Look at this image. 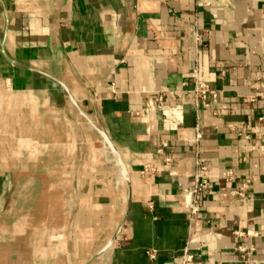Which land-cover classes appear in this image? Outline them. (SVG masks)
<instances>
[{"label":"crops","instance_id":"obj_1","mask_svg":"<svg viewBox=\"0 0 264 264\" xmlns=\"http://www.w3.org/2000/svg\"><path fill=\"white\" fill-rule=\"evenodd\" d=\"M193 72L217 97L190 226ZM159 96L181 107L176 132ZM263 142L264 0H0V264H179L187 246L195 264H241L238 245L264 264Z\"/></svg>","mask_w":264,"mask_h":264},{"label":"built area","instance_id":"obj_2","mask_svg":"<svg viewBox=\"0 0 264 264\" xmlns=\"http://www.w3.org/2000/svg\"><path fill=\"white\" fill-rule=\"evenodd\" d=\"M195 2H199L200 0H194ZM205 6H209V4H206ZM197 39L199 37H196ZM192 79V87L189 92V94L193 98L192 102V108L197 116V125L194 128L195 136L193 139V144L195 145V155L193 158V167H194V173H193V180L192 184L189 188L181 190V197L183 202L184 210L186 211V216L189 225L191 226L197 217L200 215V202L204 194L208 190L209 181L206 177L207 172V166L200 160L199 158V152L198 147L199 143L201 141V132H200V114L204 111L210 110L209 104L207 102L208 98H211L213 100L216 99L217 93L215 90H212L208 84L205 82H202L197 72H193L191 74ZM256 101L255 98H249L245 102L248 103H254ZM73 103V101H71ZM153 105L158 108L162 113V129L165 132H176L178 130V119L177 114H179V109L181 107H175V108H167L163 105L162 98L159 96L157 100L153 103ZM216 116V114H213ZM239 137L244 138L245 140L249 139V136H243L242 133L237 134ZM167 143L163 142L162 146L159 150L156 151L157 154H163V150L167 147ZM261 151L264 149V142L263 145L259 148ZM243 161H246V158L243 159ZM164 162L166 164L171 163V159L169 157H165ZM153 170L146 166L142 169L141 175L144 176L148 172H152ZM126 173V171H125ZM233 177V172L230 170L226 174V181L231 182ZM124 182L128 183L127 175L125 178L122 179ZM249 183L245 182L242 184V186L238 190H234L229 193L231 197L244 199L245 198V191L248 189ZM232 237L235 240H240L246 238V235L243 234L240 231H234L232 233ZM253 238H257L258 234L254 233ZM237 253L239 254V263L241 264H254L252 261V253L254 252L253 248H246L244 246L238 245L236 247ZM150 259H154V254L152 253L150 255ZM180 263L179 264H195L193 261V256L189 254L188 246L183 250L182 255L180 257Z\"/></svg>","mask_w":264,"mask_h":264},{"label":"bare ground","instance_id":"obj_3","mask_svg":"<svg viewBox=\"0 0 264 264\" xmlns=\"http://www.w3.org/2000/svg\"><path fill=\"white\" fill-rule=\"evenodd\" d=\"M99 135L101 136L102 141H103V143H104V144H102L103 149H105V150H110L111 153L114 154L115 151L113 150V148H112L111 144L109 143V141L107 140V138H106L102 133H100ZM104 140L107 141V145L105 144V141H104ZM117 164H118L119 170H124V171H122V172H123L122 179H123V178H125V176H126L125 169H124V167L122 166L121 162H118Z\"/></svg>","mask_w":264,"mask_h":264}]
</instances>
